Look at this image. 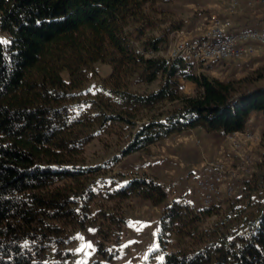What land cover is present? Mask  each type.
<instances>
[{
  "label": "trees",
  "instance_id": "1",
  "mask_svg": "<svg viewBox=\"0 0 264 264\" xmlns=\"http://www.w3.org/2000/svg\"><path fill=\"white\" fill-rule=\"evenodd\" d=\"M159 1L0 0V264H66L87 224L99 256L112 260L133 196L164 204L160 249L174 237L177 249L158 264H264L263 75L220 79L163 56L184 20ZM97 61L111 65L106 79ZM253 114L261 158L209 206L167 201L153 177L112 170L185 129L242 131ZM94 140L114 150L104 164L85 161Z\"/></svg>",
  "mask_w": 264,
  "mask_h": 264
},
{
  "label": "rangeland",
  "instance_id": "2",
  "mask_svg": "<svg viewBox=\"0 0 264 264\" xmlns=\"http://www.w3.org/2000/svg\"><path fill=\"white\" fill-rule=\"evenodd\" d=\"M165 3V0H160L157 5L161 7ZM201 6L197 7V11H201V14H208L207 10ZM251 7V13L248 12L250 17H254L255 12L259 13L262 18L264 17V10L256 9L255 4ZM197 11L192 13V16ZM175 14L183 20L186 18L185 13L180 11H176ZM204 16L198 24L195 21L183 25L182 28L185 30L183 36H200L209 24V15ZM174 35L175 33L170 41ZM6 40L7 33L0 30V41L5 42ZM197 66L205 73L220 79L239 78L249 74L263 75L258 83L264 85V45L258 47L255 53L246 59L203 61ZM94 67L99 80L106 79L111 73V65L106 62L97 61ZM62 77L68 78L67 70H62ZM189 85L182 86L183 92L187 94L194 92V86ZM258 120L254 118L252 123V130L256 134L258 132L255 129L261 124ZM113 151L104 148L100 142L94 140L86 145L84 158L88 164H104L111 158L109 156ZM262 151L259 142L242 139L241 146L236 149L225 135L218 132L210 134L179 132L165 141L163 139L151 145L147 152L134 153L122 158L112 170L124 174L144 173L164 186L168 195L167 201L184 198L190 204L199 206L201 195L196 191V186L198 181L207 175L210 163L216 161L225 163L228 173H235V181L239 183L241 178L248 177L255 169V164L259 162ZM238 164H241L243 168H240ZM163 205L153 206L149 201L135 196L127 199L125 207L127 223L123 227L117 244V255L110 261L99 256L96 247L95 224H87L75 232L76 240L70 245L73 255L66 264H91L94 260H100L102 264H142L144 261L158 264L163 260L165 252L177 249L175 237L172 238L165 251L160 249L159 218ZM77 249L82 250L77 251Z\"/></svg>",
  "mask_w": 264,
  "mask_h": 264
},
{
  "label": "built area",
  "instance_id": "3",
  "mask_svg": "<svg viewBox=\"0 0 264 264\" xmlns=\"http://www.w3.org/2000/svg\"><path fill=\"white\" fill-rule=\"evenodd\" d=\"M253 2L254 0H248L249 4ZM238 5V0H231L230 13ZM183 34L185 31L177 30L167 49L161 54L169 59L181 56L195 64L203 61H235L251 57L259 46L264 45V28L237 29L233 27L231 18L217 15H211L209 24L200 36L185 37ZM251 121L250 118L242 131L225 135L234 148L241 146V139L259 142V133L252 130ZM238 165L243 168L241 164ZM209 166L207 175L196 186L203 206H209L223 197H230L239 188L235 173H228L225 163L216 161ZM191 206L196 207L195 204Z\"/></svg>",
  "mask_w": 264,
  "mask_h": 264
},
{
  "label": "crops",
  "instance_id": "4",
  "mask_svg": "<svg viewBox=\"0 0 264 264\" xmlns=\"http://www.w3.org/2000/svg\"><path fill=\"white\" fill-rule=\"evenodd\" d=\"M183 2H186V4H182ZM238 2H239V5L233 13H230L229 11L231 0H172L171 2H166L165 4H163L161 8L170 10L174 13L176 11L185 13L186 18L184 20V25L194 23L195 21H197L196 23L198 24L200 22L199 20L205 17L204 15H209V17H211V15H217L219 17L231 18L233 27L237 29H247V28H252V27L264 28V21L261 20L262 17L260 16L259 13L255 12L254 17H250L249 15L252 9L251 6H253L254 4L256 5V9L264 10V2L262 0H255L252 4H249L248 0H238ZM200 5H202L201 8H204L205 10H207L208 14H201L202 13L201 11L199 12L197 11V7L199 8ZM196 11L197 13L194 16H192V13ZM246 13H248V15ZM181 30L185 31L183 28H181ZM185 84H190L189 86H194L193 83H189V82L185 83L183 81L182 86H184ZM250 118L252 120L251 121L252 123L254 121V118L259 119L258 122L259 121L261 122L259 115L253 114ZM261 126H262V122L255 129L258 133H260ZM190 131L193 134L195 132L196 133L204 132L205 134L211 133V132L204 131L200 127H196L192 129H185L181 132H190ZM175 134H179V132ZM175 134L165 138L164 141L171 138ZM186 201L188 202V200Z\"/></svg>",
  "mask_w": 264,
  "mask_h": 264
},
{
  "label": "snow or ice",
  "instance_id": "5",
  "mask_svg": "<svg viewBox=\"0 0 264 264\" xmlns=\"http://www.w3.org/2000/svg\"><path fill=\"white\" fill-rule=\"evenodd\" d=\"M6 43V42H5ZM89 247H91V245H89ZM82 249H77V251H81Z\"/></svg>",
  "mask_w": 264,
  "mask_h": 264
}]
</instances>
